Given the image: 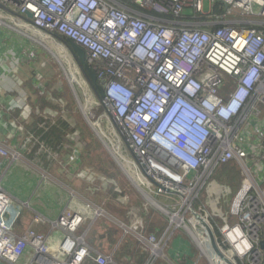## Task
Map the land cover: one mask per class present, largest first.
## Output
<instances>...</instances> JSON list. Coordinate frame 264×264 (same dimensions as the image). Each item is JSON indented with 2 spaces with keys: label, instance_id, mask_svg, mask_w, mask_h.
Here are the masks:
<instances>
[{
  "label": "built area",
  "instance_id": "2783aa9c",
  "mask_svg": "<svg viewBox=\"0 0 264 264\" xmlns=\"http://www.w3.org/2000/svg\"><path fill=\"white\" fill-rule=\"evenodd\" d=\"M216 1L226 6L220 18L212 14ZM201 15L213 21L199 22ZM6 16L27 32L85 50L104 89L97 105L119 146L123 141L133 157L125 163L135 166L147 196L165 197L179 209L167 216L160 240L141 218L124 222L88 202L83 212L69 206L52 224L65 234L53 248L49 236L35 230L16 234L20 213L0 187V259L22 264L31 255L28 264H155L188 214L198 225L194 209L237 264H264V0H0V31ZM0 156L10 151L0 145ZM228 165L240 174L234 197L214 180ZM205 192L209 200L202 203ZM104 218L120 231L110 253L88 242ZM125 244L134 248L117 263Z\"/></svg>",
  "mask_w": 264,
  "mask_h": 264
},
{
  "label": "crops",
  "instance_id": "0c3cea01",
  "mask_svg": "<svg viewBox=\"0 0 264 264\" xmlns=\"http://www.w3.org/2000/svg\"><path fill=\"white\" fill-rule=\"evenodd\" d=\"M3 29L0 31V145L10 151V156H0V187L10 196L14 213H20L15 225L16 234L23 236L28 230H35L49 236L55 248L65 234L52 228V224L60 216L69 213L67 210L69 206L77 212H83L86 202L95 205L86 200L82 196L84 194L92 197L107 195L106 202L116 203L123 211H119L122 212L121 215L111 214L102 204L96 205L102 206L113 218L122 221L139 219L138 205L132 204L126 190H120L121 194L116 187L108 193L102 189H99L98 193L90 191V187L96 189V182L91 184L85 177L96 178V173L100 172L95 166L87 167L84 153L87 144L84 134L78 130L77 120H72V115L67 117V110L55 112L56 110L49 109L52 106L47 99L42 100L41 108L38 107L40 100L36 92H42L44 84H41L38 78L30 76V67L23 69L21 61H18L19 64L16 61L24 58L21 52L40 53L41 50L38 48L28 50L29 48L25 46L20 48L15 38L5 34ZM61 120L70 125L69 132L72 134L68 135L69 132H66L61 141L48 140L49 129L59 124ZM13 154H17L16 159L12 157ZM100 174L103 176L101 179L115 182L112 174ZM236 182H240V178ZM140 186L143 189L145 187L141 180ZM73 188L83 194L80 195ZM142 188H138V191L150 206L159 211L155 200L147 196ZM74 194H77V198L73 197ZM140 206L141 211H147V205ZM155 217L157 216L152 218ZM147 219L148 212L145 216V220ZM158 229L159 227L154 226L151 233L148 232L160 237L162 233ZM98 231L103 232L104 240L101 246H93L89 238V245L94 250L107 252L108 249L111 250V246L114 248L118 246L120 231L112 220L104 218L97 227H94L91 236ZM171 243L169 253L172 260L177 262L185 258L187 262L186 256L191 253L188 242L184 239L180 241L179 237H176ZM121 248L119 246L115 257L117 263H122L131 254L128 249L122 251ZM30 256L28 255L22 264H28ZM0 264L9 263L0 259Z\"/></svg>",
  "mask_w": 264,
  "mask_h": 264
},
{
  "label": "rangeland",
  "instance_id": "374dc122",
  "mask_svg": "<svg viewBox=\"0 0 264 264\" xmlns=\"http://www.w3.org/2000/svg\"><path fill=\"white\" fill-rule=\"evenodd\" d=\"M211 21H213V19ZM3 22V32L9 36H13L12 38H15V42H17V45L20 48L25 46L29 48L28 50H31V48L32 50H35L34 48L41 50L40 53L21 52V56L24 58L22 60H16L17 63L18 61H21L20 64L23 69L30 67V76L38 78L40 80L39 82L44 84L42 85L43 91L36 92L38 100H40L37 106L41 108V106H43L42 100L47 99L48 102H50V106H52L49 109L56 110L55 112L67 110L66 116L68 117L69 115H72V120H77L79 132L81 131V134H84V139L87 144L84 150L87 167L95 166L96 170L100 173L108 175L112 174L114 176L115 182L105 179V183L107 184L101 179L103 176L100 173H96V178L91 177L93 182L96 180V192L98 193L99 189H102L108 193V191L111 192L114 187L119 191L126 190L131 198L132 204L138 205V216L142 217L141 219L144 221V224H147L148 231L151 232L154 226L157 228L159 227L158 231L162 234L158 239L162 240V237L169 226L167 216L169 215L168 217L170 218H172V216L174 217L179 208L173 202L170 203L166 200L165 197L151 195L150 197L155 200L156 204H158L159 207H162V209H160L163 212L160 210L158 211L153 206H150L138 191V188L141 189L142 187L140 186L139 177L136 174V168L133 163L131 165L125 163V160L133 162V157L127 151L123 141H120L122 144L119 146V140L117 141L115 139V133L111 131L110 122L105 117V111L97 105L99 103L98 96L91 88L83 70L68 49V46L57 39L46 36L45 34L27 32L22 25L18 24V21H12L8 16L4 18ZM9 30L15 34L11 33ZM67 134L71 135L72 132ZM226 176L227 173L222 169L215 175L214 180L221 184ZM98 179L101 180V183L99 182V184L97 182ZM231 185L234 189V194L241 187V183L236 182V180ZM73 190L80 195L83 194V192L77 191L74 188ZM143 190L145 191V187ZM204 195L205 196L201 197L202 203L209 200L206 192ZM82 196L95 205L96 203L97 205L102 204L111 214L121 215L123 212L116 203L110 201L106 202L108 199V197H106L107 195H99V197L96 195L95 197H92L85 196L84 194ZM142 204L143 206H148L147 211L140 210L142 208L140 205ZM168 206H170V208H167ZM120 210L122 212H119ZM147 212L148 219L145 220ZM214 213L218 214L215 207ZM207 214H210L209 211ZM153 216L157 217L152 218ZM184 222L185 225H183V228H178L176 233H174L170 239L169 235L166 247L164 248L162 255L157 258L155 264H217V261L207 244V240L204 241L203 239V236H205L206 233L197 230L199 228L195 221L192 220V215L188 214L185 217ZM90 236L91 245H102L104 240L103 232L98 231L91 237ZM176 237H179L180 241L181 239H184L188 242L187 244L191 251V257L186 256L187 262H185V258L175 262L170 256L169 252L172 248L171 241ZM124 246L121 248L122 251L124 249L132 251L134 248L132 244H125ZM110 248L111 250L114 249L113 246ZM108 252L110 253V250H108ZM141 263L142 262H140V264Z\"/></svg>",
  "mask_w": 264,
  "mask_h": 264
},
{
  "label": "water",
  "instance_id": "95a60500",
  "mask_svg": "<svg viewBox=\"0 0 264 264\" xmlns=\"http://www.w3.org/2000/svg\"><path fill=\"white\" fill-rule=\"evenodd\" d=\"M27 16L29 19L32 18V15L30 13H28ZM67 46L72 55L75 57L79 66L83 70L87 80L90 83L91 88L94 90L98 98L103 97L104 89L99 85L97 75L88 63L85 50L71 41L68 42ZM192 214L195 217L197 224L206 232L211 253L216 259L217 264H237L236 261L229 258L221 249L217 237L209 223L194 209H192ZM261 247L262 249H264V242L261 244Z\"/></svg>",
  "mask_w": 264,
  "mask_h": 264
},
{
  "label": "trees",
  "instance_id": "16d2710c",
  "mask_svg": "<svg viewBox=\"0 0 264 264\" xmlns=\"http://www.w3.org/2000/svg\"><path fill=\"white\" fill-rule=\"evenodd\" d=\"M190 13H191V11H187V14H190ZM212 14L214 15L215 18H220V17L224 16L226 14V6H225V4L223 2H221V1H216L213 4ZM233 19H235V18H232L231 20H233ZM198 21L201 22V23H206L209 20H208V18L206 16H202L201 15L199 17ZM211 28L214 29L216 27H211ZM58 40L61 41L64 44H66V45L68 44L67 40H64V39L59 38V37H58ZM225 93H227V92H225ZM69 130H70V125L67 122L61 120L59 122V124H57L56 126H53V127H51L49 129V134L47 136V139L52 141V142L56 141V140L57 141H61L62 137H63V134H65L66 132H69ZM222 169L225 170V172L227 173V176L224 178V181H222L221 184H223V185L227 186L228 188H230L231 191H232L231 197H234L235 196L234 189L232 188L231 184L234 183L235 180L240 178L239 177L240 174H239L236 166H234V165L224 166V167L220 168L217 171V173L220 170H222ZM108 232L111 233V230H109ZM188 256L191 257L190 253H189Z\"/></svg>",
  "mask_w": 264,
  "mask_h": 264
},
{
  "label": "clouds",
  "instance_id": "9594fccd",
  "mask_svg": "<svg viewBox=\"0 0 264 264\" xmlns=\"http://www.w3.org/2000/svg\"><path fill=\"white\" fill-rule=\"evenodd\" d=\"M208 20H209V19H208ZM209 21H211V20H209ZM209 21H208V22H209ZM60 42H61V41H60ZM68 42H69V41H67V43H68ZM90 66H91V65H90ZM91 67H92V66H91ZM92 69H93V68H92ZM101 98H102V97L98 98V100L101 99ZM204 232H205V231H204ZM205 233H206V232H205ZM206 235H207V234H206ZM207 244H208V243H207ZM208 245H209V244H208Z\"/></svg>",
  "mask_w": 264,
  "mask_h": 264
},
{
  "label": "bare ground",
  "instance_id": "6f19581e",
  "mask_svg": "<svg viewBox=\"0 0 264 264\" xmlns=\"http://www.w3.org/2000/svg\"><path fill=\"white\" fill-rule=\"evenodd\" d=\"M203 239H204V241H206V240H207V237L203 236ZM228 257H229V256H228ZM229 258H231V257H229Z\"/></svg>",
  "mask_w": 264,
  "mask_h": 264
}]
</instances>
